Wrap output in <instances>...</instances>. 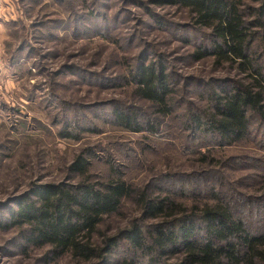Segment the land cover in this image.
<instances>
[{"label": "rangeland", "instance_id": "374dc122", "mask_svg": "<svg viewBox=\"0 0 264 264\" xmlns=\"http://www.w3.org/2000/svg\"><path fill=\"white\" fill-rule=\"evenodd\" d=\"M90 10L98 30L107 28L113 37L84 34ZM187 38L199 44L203 36L186 10L153 0H0V220L9 218L20 196L34 186L79 180L69 165L82 154L90 161L91 181L119 174L134 188L189 208L231 202L236 212L264 227V135L259 132L264 128L219 146L187 126L191 110L208 105L215 82L237 77L235 69L214 67L212 58L194 61ZM142 51L149 54L147 62L165 55L167 69L174 71L169 115L140 99L134 83L114 85L115 76L126 72L123 58L135 66ZM116 105L137 109L143 130L118 125ZM148 121L157 128L150 130ZM65 131L73 137L63 136ZM204 155H209L205 161ZM132 220L143 226L158 221L145 217L135 198H126L93 243ZM24 244L19 228H0V264H125L129 257L146 262L127 240L104 259L71 254L51 259L47 247Z\"/></svg>", "mask_w": 264, "mask_h": 264}, {"label": "trees", "instance_id": "16d2710c", "mask_svg": "<svg viewBox=\"0 0 264 264\" xmlns=\"http://www.w3.org/2000/svg\"><path fill=\"white\" fill-rule=\"evenodd\" d=\"M153 2L185 9L193 27L202 33L199 44L192 43L191 38L184 39L192 44L194 61L212 58L214 67L223 65L237 72L236 79L215 82L217 87L208 93V105L191 110L187 126L202 131L219 146L240 142L254 130L263 129L264 0ZM93 13L90 10L86 17L91 25H85L84 34L113 37L107 28L98 30ZM103 18H108L107 12ZM114 20V30L120 29L117 15ZM158 22L164 26L163 21ZM145 52L137 55L135 66L123 58L128 74L115 76L114 85H122L121 81L134 83L140 99L157 106L163 116L169 115L175 102L174 71L167 69L165 55L147 62L149 54ZM135 110L114 106V121L130 130H143ZM147 127L157 128L149 121ZM259 132L264 135V131ZM62 134L73 137L70 131ZM208 157L204 155L203 160ZM89 166L90 161L79 154L69 165L79 180L34 186L20 196L9 218L0 220V228H19L25 247H47L51 259L65 254L104 259L105 254L120 246L121 240H127L133 254L146 259L144 264H264V227H257L248 216L236 212L231 202L195 203L189 208L183 201L134 188L119 174L106 181H91ZM131 197L144 210L145 217L158 221L143 226L132 220L130 226L114 235L103 233L96 246L94 234L105 220L119 214L123 201ZM136 263L133 257L126 258L125 264Z\"/></svg>", "mask_w": 264, "mask_h": 264}]
</instances>
